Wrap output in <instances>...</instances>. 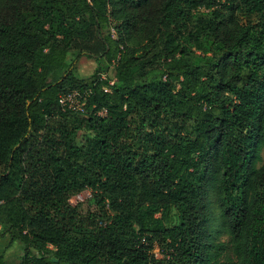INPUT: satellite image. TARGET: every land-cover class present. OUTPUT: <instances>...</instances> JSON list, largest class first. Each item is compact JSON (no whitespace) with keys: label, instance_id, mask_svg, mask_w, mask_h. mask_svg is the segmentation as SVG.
Returning <instances> with one entry per match:
<instances>
[{"label":"trees","instance_id":"1","mask_svg":"<svg viewBox=\"0 0 264 264\" xmlns=\"http://www.w3.org/2000/svg\"><path fill=\"white\" fill-rule=\"evenodd\" d=\"M85 89L84 114L61 110ZM263 151L264 0H0L18 264H264Z\"/></svg>","mask_w":264,"mask_h":264},{"label":"built area","instance_id":"2","mask_svg":"<svg viewBox=\"0 0 264 264\" xmlns=\"http://www.w3.org/2000/svg\"><path fill=\"white\" fill-rule=\"evenodd\" d=\"M102 79H106V75L103 74L101 76ZM114 84L113 79L108 80V85L112 86ZM108 88H106L104 91L108 92ZM91 89H85V90H71L68 92H64L59 95V105L62 111H70L73 113H79L84 114L86 112V104L88 101V98L90 97ZM99 116H105L106 110H101L98 112Z\"/></svg>","mask_w":264,"mask_h":264},{"label":"rangeland","instance_id":"3","mask_svg":"<svg viewBox=\"0 0 264 264\" xmlns=\"http://www.w3.org/2000/svg\"><path fill=\"white\" fill-rule=\"evenodd\" d=\"M195 54L198 55L197 52H195ZM87 60H90V59L85 57V58H81L79 60V62L76 65L77 75H79V74H81V75H88L90 73V69H91V68H89V63L90 62L87 61ZM110 73H111L110 75L112 76L113 73L112 72H110ZM77 132H78V134H80V132L78 130H77ZM78 141H79V139H78ZM261 159L262 160L259 163V165H261L262 163H264V151L261 153ZM90 197H91L90 191L89 190H84L81 193H79L78 195H75L74 197H72L69 202H70V205H75L76 203H80V202L86 201ZM217 239L220 242H224V243L227 242V238L223 234L219 235L217 237ZM228 257L232 261H234V257L231 254H228ZM19 259H20V257L13 258V259H10V262H11V264H18Z\"/></svg>","mask_w":264,"mask_h":264},{"label":"crops","instance_id":"4","mask_svg":"<svg viewBox=\"0 0 264 264\" xmlns=\"http://www.w3.org/2000/svg\"><path fill=\"white\" fill-rule=\"evenodd\" d=\"M85 58V57H82ZM89 61V68L90 69V73L88 75H81L82 77H87L89 75L92 74V72L94 71L95 68V62L93 59L87 60ZM79 62V61H78ZM22 252V247L20 245H18L17 243H12L9 245V238L8 236L0 239V255L3 256L4 260L10 261V259L13 258H18L20 257Z\"/></svg>","mask_w":264,"mask_h":264}]
</instances>
